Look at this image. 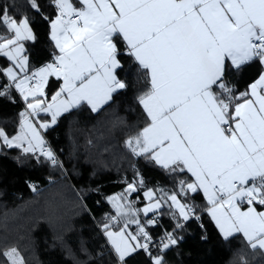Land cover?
Returning a JSON list of instances; mask_svg holds the SVG:
<instances>
[{
    "label": "crops",
    "instance_id": "1",
    "mask_svg": "<svg viewBox=\"0 0 264 264\" xmlns=\"http://www.w3.org/2000/svg\"><path fill=\"white\" fill-rule=\"evenodd\" d=\"M56 3L79 12L81 25L64 27L57 15L51 21L54 59L28 73L22 52L26 61L19 68L11 58L7 64L14 70L6 68L4 73L3 69L13 88L25 69L28 82L41 85L20 87L22 96L17 92L27 111L23 120L31 118L49 127L59 115L81 104L92 112L103 107L122 86L115 75L119 61L114 37L118 35L147 71L151 87L141 100L150 121L129 139L133 151L149 153L159 165H178L187 171L192 177L189 184L195 183V191L202 194L205 212L221 236L238 233L252 247L264 250V191L260 188L264 181V54L250 47L251 40H264V0ZM32 38L31 31L22 41ZM255 60L259 72L241 96L232 104L219 99L212 87L221 79L225 64L239 67ZM32 75L37 76L36 82L30 80ZM51 77L60 83L46 97ZM25 143L32 145L30 139ZM252 180L255 183L247 185ZM233 182L243 187L234 188ZM214 186L222 189L225 198H219ZM245 196H253L254 202L240 204Z\"/></svg>",
    "mask_w": 264,
    "mask_h": 264
},
{
    "label": "trees",
    "instance_id": "2",
    "mask_svg": "<svg viewBox=\"0 0 264 264\" xmlns=\"http://www.w3.org/2000/svg\"><path fill=\"white\" fill-rule=\"evenodd\" d=\"M56 1L0 0V41L13 36L8 20L26 19L33 32L32 39L22 41L28 73L57 54L50 38ZM114 44L119 61L115 75L121 88L98 111L81 104L59 115L42 133L60 163H53L40 150L4 142V136L19 132L27 111L13 86H8L3 74L8 61L0 56V264H10V249L23 264H117L103 235L108 227L119 228L112 224L103 228L115 213L107 197L127 193L131 185L128 199L137 209L144 190L161 189L177 194L192 213L199 214V222L191 217L179 221L165 208L140 217L154 234L181 224V240L162 253L138 249L121 264H264V250L252 247L240 234L221 236L205 212L202 194L189 192L192 177L187 171L178 165H159L149 153L133 151L129 139L150 121L141 100L151 87L147 71L118 35ZM258 72L256 60L239 67L226 63L212 90L232 104ZM59 83L49 78L46 97ZM154 216L158 222L150 225Z\"/></svg>",
    "mask_w": 264,
    "mask_h": 264
},
{
    "label": "rangeland",
    "instance_id": "3",
    "mask_svg": "<svg viewBox=\"0 0 264 264\" xmlns=\"http://www.w3.org/2000/svg\"><path fill=\"white\" fill-rule=\"evenodd\" d=\"M8 25L13 30V36L9 39L0 41V56L5 57L8 61H12L11 58L14 59L16 66L19 68L20 63L26 61V58L22 54V40L25 39L27 34H30L32 30L26 19H22L18 22L8 20ZM6 68H8L7 70H14L12 66L7 64L3 68L4 73H6ZM28 75L29 74L26 73L25 69L19 80L20 83L15 82L16 85L14 89L16 92L21 93V96L23 95V88L20 87L31 89L32 86L35 88L41 86L39 82L31 85L28 82ZM26 107L30 110V106ZM25 120H28V123H25ZM24 124L29 126V129H24ZM21 125L22 130H19L14 136H4V142L9 146H17L27 150H41L44 145L42 133L47 126L38 120L35 123L31 118L22 120ZM29 139L32 143L31 146H27L25 143V141L29 142ZM195 187V183L187 185L189 192H194ZM133 189L134 188L131 185L126 189L127 193H115L107 197V201L115 212L113 216L118 217L120 224L117 229L113 227L105 229L111 224L108 222L107 225L103 226L105 229L103 235L118 260L117 264H121L128 255L142 248V241L139 240V238L143 224L140 217H146L164 208L163 211L166 210L170 212V214L179 221H186L191 217V210L188 205L182 201L177 194L163 191L161 189L148 188L144 190L142 193L143 203L137 209L134 203L128 199V196ZM7 255L10 264H23L20 256L15 250H8Z\"/></svg>",
    "mask_w": 264,
    "mask_h": 264
},
{
    "label": "built area",
    "instance_id": "4",
    "mask_svg": "<svg viewBox=\"0 0 264 264\" xmlns=\"http://www.w3.org/2000/svg\"><path fill=\"white\" fill-rule=\"evenodd\" d=\"M56 15L59 17L64 27H68L72 24H75L77 26L81 25V16L79 12H71L67 10L63 5L58 4V3L56 4ZM250 47L256 54H264V40L253 39L250 41ZM30 80L32 82H36L37 76L32 75ZM8 86L12 87V84L8 82ZM225 129L228 134L231 133V128L229 125H226ZM43 139H44V145L41 148L40 153L42 155H49L53 163H60L55 151L51 147L48 140L44 136H43ZM255 181L252 180L247 185L255 183ZM232 185L234 188H237V189H241L243 187L238 182H233ZM260 188L262 189V191H264V181L260 183ZM213 191L219 196L220 199H223L226 196L219 186H214ZM253 202H254L253 196H245L243 199L240 200V204L242 205L251 204ZM198 217H199V214H194V213L191 214V218L198 220ZM157 222H158V217L156 216L151 217L149 219L150 225H155L157 224ZM111 224L114 227L118 226L119 225L118 217L112 216ZM180 228H181V224H178L177 226L167 231L154 234L147 226L143 225L141 232H140L141 241H142V249L147 250V251L153 250V251L162 253L170 243H174L176 241L181 240V236L179 235Z\"/></svg>",
    "mask_w": 264,
    "mask_h": 264
}]
</instances>
